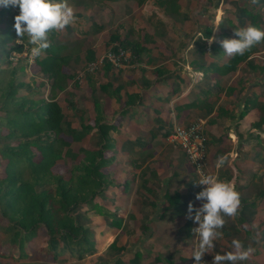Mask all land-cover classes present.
<instances>
[{"label": "crops", "instance_id": "0c3cea01", "mask_svg": "<svg viewBox=\"0 0 264 264\" xmlns=\"http://www.w3.org/2000/svg\"><path fill=\"white\" fill-rule=\"evenodd\" d=\"M150 1L144 5H139L138 0L129 3L143 8ZM198 1L180 0L175 16L162 10L170 21L160 20L156 26L152 25L151 31L145 28L148 22L141 20L142 33L134 31L129 38L141 39L138 42L148 50L138 56L128 49L127 65L115 68L116 74L105 79L125 85L128 100L130 95L136 96V102L128 101L126 110L115 100L102 99H107L109 123L120 124L112 133L115 147L108 152L109 156L114 154L113 161L104 170L111 185L107 200L101 202L123 217L126 225L125 229L110 228L104 225L102 215L94 214L98 223L97 250L80 260L82 264H118L120 259L123 264H191L192 231L196 223L188 219V205L197 207L199 201L195 197L201 190L184 151L169 143L168 134L176 124L186 126L198 118L206 120L209 173L217 174L221 180L234 181L241 196L239 214L226 222L223 238L214 242L207 264H212L215 254L232 251L234 239L240 240L245 248L253 243L254 227L245 214L255 216L253 209L260 212L258 204L264 199L261 195L264 191L259 190L255 199L248 194H252L251 188L260 185L264 171V125L256 126L262 116L259 104L264 105V42L257 52L238 63L236 71L222 76L220 69L231 57L224 53L220 42L238 37L220 39L217 28L225 15L233 20L239 10L242 14L244 5L261 9L264 14L261 8L264 2L218 0L216 4L213 0L214 6H209V10L208 6L203 8L201 17L202 13L195 14ZM218 12L221 16L214 24ZM208 19L213 33L204 37L200 28ZM81 23L77 20L71 32L76 34L84 26ZM163 23L172 31L165 27L168 34L161 36L158 31ZM191 30L197 33L191 34ZM76 36L84 41L83 36ZM63 37L57 41L66 43ZM209 39L214 42L209 43ZM214 44L219 51H212ZM92 134L98 136L96 132ZM99 144L100 141L96 146ZM228 153H233L235 159L230 166L217 171V158ZM121 184L124 185L119 188ZM113 243L116 248L111 247ZM136 254L139 261H135Z\"/></svg>", "mask_w": 264, "mask_h": 264}, {"label": "trees", "instance_id": "16d2710c", "mask_svg": "<svg viewBox=\"0 0 264 264\" xmlns=\"http://www.w3.org/2000/svg\"><path fill=\"white\" fill-rule=\"evenodd\" d=\"M68 1L75 9L78 7L86 10L96 3L93 0ZM110 1L121 3L124 0ZM138 1L139 5H144L149 0ZM179 1L157 0L156 5L167 14L175 16ZM199 1L201 3L203 0ZM261 8L264 9V5ZM241 12L242 14L239 10L233 20L227 15L223 17L217 28L220 39L235 37L236 30L249 25L263 30L264 14L261 9L244 5ZM80 13L76 10L77 20L84 17ZM12 14L10 7L0 11V16L4 15L0 20V45L3 38L8 37L4 46L1 45L6 53L0 55V145L3 146L0 156L6 162L3 175L0 176V229L7 235L6 243L10 246L9 253H0V258L13 261L31 259L28 246L37 239L39 231L45 229L49 241L48 252L54 261L61 258L62 249L71 251L70 257L73 260H83L87 255H93L98 244L95 227L98 223L93 218L91 220L90 211L96 210L98 215H102L104 225L110 228L125 229L126 225L123 217H119L117 212L109 211L101 202V199L107 197L106 193L111 185L109 175L104 170L113 161L114 154L109 156L108 152L115 147L112 133L120 123H109L106 103L99 94L101 92L105 98L115 100L125 110L128 101L136 102V96L130 95L128 100L125 85L112 80L105 81L112 73L116 74L114 66L106 62L98 72L90 73L85 79L93 96L96 115L88 120L80 116L78 120L81 127L75 126L68 119L58 98L61 92L69 89L71 81L75 83L77 75L73 71L74 67L81 64L86 67L98 57L96 50L93 47L84 49L82 40L74 47L68 42L60 43L57 40L61 34L58 31L51 32L50 47L40 57H36L33 63L44 78L42 85L48 88L49 94L45 97L44 92H34L31 85L23 79L28 66L34 65H30L24 57L11 60L12 53H22L26 48L31 50L33 47L27 34L22 37V43L18 42ZM210 23L208 19L206 24L201 25L200 31L204 37H210L213 33ZM103 29L104 25H97L85 34L89 35L91 31L99 33ZM83 37L86 38L85 35ZM262 44L263 42L255 45L242 56H231L223 68H219V73L223 76L236 71L238 63L250 53L257 52ZM109 45H112L115 53L120 48L130 49L138 56L148 50L138 40L124 39L117 32L113 34ZM211 49L219 51V48L215 49V44ZM218 59L221 57L218 56ZM76 87L74 84V88ZM21 90H26L28 94L20 95ZM34 94L39 99H35ZM69 105L75 106L71 102ZM259 106L262 116L256 126L262 128L264 105L260 103ZM125 113L126 111L122 115L125 116ZM93 132L99 136V146L85 147L88 136ZM75 144L84 146L77 151ZM61 161L73 163V167L60 173ZM261 195L264 196V192ZM80 207L88 210L86 213L78 212ZM57 241L62 243L59 251L54 249ZM111 247L116 248V245L113 243ZM16 248L18 258L14 257ZM136 256L135 261H139L140 256ZM118 264H123L121 259Z\"/></svg>", "mask_w": 264, "mask_h": 264}, {"label": "rangeland", "instance_id": "374dc122", "mask_svg": "<svg viewBox=\"0 0 264 264\" xmlns=\"http://www.w3.org/2000/svg\"><path fill=\"white\" fill-rule=\"evenodd\" d=\"M92 1V0H91ZM94 4H92V7L86 10L85 8H74L75 11L77 10L78 12H81L80 14H84V17L81 19H78V21H81L82 25H84L82 28H79L76 31V34H79L80 36L85 35L86 38L84 41L81 42L82 46H84V49L93 47L96 52L97 56L102 55L106 51H109L112 45H109V42L111 41L113 34L120 33L123 35L124 39L129 38V34H135V33H142L143 31V23L140 22L146 21L148 24H145L148 27V29H152V25L156 26L157 22L160 20H164L166 22L170 21V18L166 15L165 13L157 7L156 0H151L149 4L145 5V7H140L135 6V2H130L129 0H124L121 3H116V2H111L110 0H93ZM262 0H258V2H261ZM67 2L70 4L71 2L67 0ZM79 2H82V0H79ZM199 3V1H198ZM215 3L218 4V0H215ZM213 5L210 0H205L204 2L200 3L197 5L196 12L200 14L201 12L203 13V8H206V10H209V6ZM214 6V5H213ZM220 6V5H219ZM218 6V7H219ZM11 8L12 11V18L14 19L15 16L19 15V8L18 7H13V6H8ZM5 7H0V11H3ZM189 13V11H187ZM90 14V15H89ZM194 14V15H195ZM208 14V13H207ZM156 15V16H155ZM209 15V14H208ZM4 15L0 16L3 17ZM221 16V12H218L216 18H214V24L218 21V19ZM132 17L134 18L132 20ZM77 23V22H76ZM97 25H104V29L99 32L95 33L92 32L89 33V35L85 34L88 33L92 28L94 29L95 26ZM165 27L170 31V27L168 24L163 23L158 31L159 35L164 36L165 34ZM68 30H66V33H62L63 31H58L61 36L64 35L63 39H66V43L70 44L71 46H77L79 45V42L81 41V38L77 40L76 34L72 33V29L74 28L72 25L67 27ZM139 28V32L138 29ZM78 29V28H77ZM135 31V33H134ZM191 34H196L194 30L190 31ZM59 36V37H61ZM137 36V35H136ZM140 38L142 37V34L139 35ZM3 43L1 45L4 46L6 43L5 41L8 40V37L5 36L3 38ZM59 40V39H58ZM136 40H141V39H136ZM22 41V38L19 37L18 42L20 43ZM0 45V55L3 53H6V51H3L2 46ZM115 45V44H114ZM83 49V48H82ZM83 49V50H84ZM2 51V52H1ZM4 58V57H3ZM34 65V64H33ZM32 67V68H31ZM85 69V66L79 65L77 67H74L73 71L76 73L77 78L80 76V74L83 72ZM26 74L23 76V79L25 82H28L32 90L35 92H44V96H48L49 91L48 88H45L42 85V82L44 81V78L39 74V70L36 68V66H28L26 70ZM101 79H103V75H101ZM75 78V79H77ZM74 84H76V88H74ZM90 92L87 88V84L85 83H79L77 80L71 81L70 87L67 91H63L60 93L58 100L61 102L63 107L65 108V111L67 112L68 119H71L75 126L81 127V124L79 122V118L84 117V120L90 119V117H95L96 112L95 108H93V96L92 93ZM20 95L23 94H28L26 90H21ZM99 96L104 100V95L100 92ZM35 99H39V96L37 94H34ZM256 100V99H254ZM107 99L104 101L106 103ZM73 103L75 106H70L69 103ZM76 109H79V111H76ZM100 141L99 137L96 135L91 134V137L88 138L87 142L85 143V147H91V145H97L98 142ZM83 144H75L76 150H80L81 147H83ZM3 148L2 145H0V149ZM128 155V154H127ZM5 161L2 160L0 156V176L3 174V168L5 165ZM73 167V163H66L64 161H61V166H60V173L67 172ZM260 185H257L255 188L252 189V194L248 193L249 196L256 198L255 194L260 190L264 191V171L262 173V176H260ZM121 184L119 188H122ZM113 188V187H112ZM259 191V192H260ZM257 200V199H256ZM262 204H258V206L261 208L260 212L257 210H254L253 215L255 216H250V214L246 213L245 218H247L248 223H250L251 227L254 230V236L255 238L252 239L253 243L251 244L250 247L254 248L255 251L253 255L246 261L241 262V264H264V199L263 202L261 201ZM85 207H80L78 209V212L81 213H86ZM94 214H98L96 210H92L89 212V217L93 218ZM237 220V219H236ZM232 218H227L226 222H231ZM94 222V221H93ZM91 224V223H90ZM129 226V222L127 224ZM246 226V225H245ZM256 227V228H255ZM257 234V235H256ZM7 235L3 233V230L0 229V253L8 254L10 251V246L7 245L6 239ZM49 241L48 237L46 234L45 229H41L39 231V236L33 244H30L28 246V253L30 254L29 260H18V261H13V260H6L0 258V264H82L80 259L73 261V258L70 257V252L66 251L65 249H62V255L59 260L54 261V258L51 254L48 252V246ZM61 242L59 243L58 241L54 244V249L57 248V251L60 250L61 248ZM250 244V242H249ZM248 244V245H249ZM257 247V248H256ZM12 250V249H11ZM14 251V250H12ZM17 254V248H16V254H14V257L18 258ZM77 256V255H76ZM88 256V255H87ZM89 258V257H87ZM24 261V262H22ZM86 261V260H85Z\"/></svg>", "mask_w": 264, "mask_h": 264}, {"label": "clouds", "instance_id": "9594fccd", "mask_svg": "<svg viewBox=\"0 0 264 264\" xmlns=\"http://www.w3.org/2000/svg\"><path fill=\"white\" fill-rule=\"evenodd\" d=\"M256 4L258 0H251ZM18 7L19 15L14 17V29L18 37L25 34L29 37L31 56L40 57L50 47L49 34L53 31H63L77 22L76 11L67 0H0V7ZM238 39H225L221 46L227 56L244 55L255 45L264 42V30L255 26H247L235 31ZM214 39H209L213 43ZM235 155H221L215 162L218 170L230 166ZM204 186L195 199L202 201V206L194 208L188 205V219L199 226L193 229L199 241L193 251L196 264H200L205 253H212L214 242L223 238L222 229L227 218H235L241 208V196L236 190L234 181L221 180L217 174L203 175L198 182ZM195 215L192 216V213ZM232 251L215 254L212 264H241L248 260L255 249L242 244L240 240L231 242Z\"/></svg>", "mask_w": 264, "mask_h": 264}, {"label": "built area", "instance_id": "2783aa9c", "mask_svg": "<svg viewBox=\"0 0 264 264\" xmlns=\"http://www.w3.org/2000/svg\"><path fill=\"white\" fill-rule=\"evenodd\" d=\"M22 43V41L20 42ZM27 58L30 65L34 63L35 58L31 56V50L26 48L22 53L15 52L11 54V60H17L19 58ZM130 59V51L127 49L120 48L117 53L112 51H106L102 55L98 56L95 60L91 61L76 79L79 83H84L85 79L90 73L98 72L106 62L111 63L114 68H124ZM205 123L204 118H198L192 123L186 126H180L176 124L170 134L168 135V141L170 144L178 146L184 151L188 163L194 170L196 179L199 182L203 175H208V156H207V135L205 133ZM204 186L200 185V190H203ZM202 201L198 202L196 208L202 206ZM199 225L196 223L195 228ZM194 229V228H193ZM192 242L193 251L198 245L199 241L196 234L192 231ZM210 253H205L200 264H207L210 260ZM191 264H196L194 257L192 258Z\"/></svg>", "mask_w": 264, "mask_h": 264}]
</instances>
